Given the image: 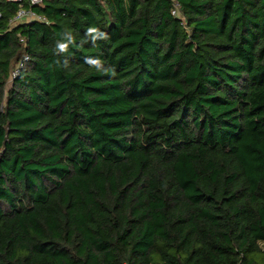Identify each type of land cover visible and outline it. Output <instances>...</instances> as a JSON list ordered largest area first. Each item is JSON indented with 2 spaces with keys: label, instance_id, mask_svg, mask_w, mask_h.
<instances>
[{
  "label": "trees",
  "instance_id": "16d2710c",
  "mask_svg": "<svg viewBox=\"0 0 264 264\" xmlns=\"http://www.w3.org/2000/svg\"><path fill=\"white\" fill-rule=\"evenodd\" d=\"M176 1L0 2V264H264V0Z\"/></svg>",
  "mask_w": 264,
  "mask_h": 264
},
{
  "label": "built area",
  "instance_id": "2783aa9c",
  "mask_svg": "<svg viewBox=\"0 0 264 264\" xmlns=\"http://www.w3.org/2000/svg\"><path fill=\"white\" fill-rule=\"evenodd\" d=\"M2 0H0L1 2ZM7 2H14L19 4V8L11 20L12 25H18L20 23L24 22H31L34 20H44L43 17L37 15L35 11L33 10L34 6L37 5H43L44 0H5ZM173 14L180 17L181 11H180V4L175 0L174 2V9ZM2 11L0 9V19L2 18ZM28 59V57H24L22 61H20L14 70L11 72V75L9 77V83H12L14 79L19 75L21 68L23 67V63Z\"/></svg>",
  "mask_w": 264,
  "mask_h": 264
},
{
  "label": "clouds",
  "instance_id": "9594fccd",
  "mask_svg": "<svg viewBox=\"0 0 264 264\" xmlns=\"http://www.w3.org/2000/svg\"><path fill=\"white\" fill-rule=\"evenodd\" d=\"M97 31H98V29L95 28V27H90L88 29V33H93V32H97ZM101 35H103V34L101 33ZM65 47H66V45H58V48H59L60 51H64ZM86 62L87 63H93L91 61H88L87 59H86Z\"/></svg>",
  "mask_w": 264,
  "mask_h": 264
}]
</instances>
